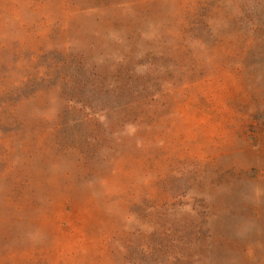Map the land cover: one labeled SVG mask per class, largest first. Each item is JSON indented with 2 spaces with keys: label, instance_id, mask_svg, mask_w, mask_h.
Masks as SVG:
<instances>
[{
  "label": "rangeland",
  "instance_id": "374dc122",
  "mask_svg": "<svg viewBox=\"0 0 264 264\" xmlns=\"http://www.w3.org/2000/svg\"><path fill=\"white\" fill-rule=\"evenodd\" d=\"M0 264H264V0H0Z\"/></svg>",
  "mask_w": 264,
  "mask_h": 264
}]
</instances>
